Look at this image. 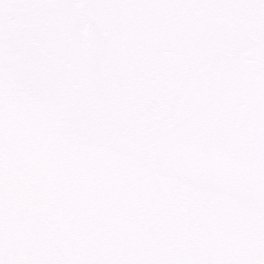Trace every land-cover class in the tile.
I'll return each instance as SVG.
<instances>
[{
	"label": "snow or ice",
	"instance_id": "obj_1",
	"mask_svg": "<svg viewBox=\"0 0 264 264\" xmlns=\"http://www.w3.org/2000/svg\"><path fill=\"white\" fill-rule=\"evenodd\" d=\"M0 264H264V0H0Z\"/></svg>",
	"mask_w": 264,
	"mask_h": 264
}]
</instances>
